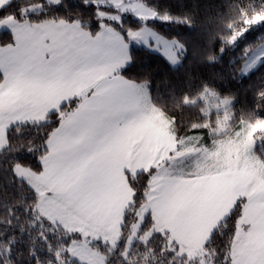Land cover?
<instances>
[{
	"label": "crops",
	"instance_id": "obj_1",
	"mask_svg": "<svg viewBox=\"0 0 264 264\" xmlns=\"http://www.w3.org/2000/svg\"><path fill=\"white\" fill-rule=\"evenodd\" d=\"M9 2L0 0V8ZM3 30L14 42L0 47V149L12 125L44 121L51 110L80 98L50 134L35 176L40 215L45 217L40 207L48 206V197L77 224L116 237L131 198L126 174L154 169L143 214L152 215L156 229L167 230L195 255L244 197L230 258L233 264H264V175L242 166L228 169L220 157L211 166L182 163L179 169L185 150L200 157L225 136L211 139L213 128L203 124L176 137L145 86L117 74L130 62V42L110 27L91 36L77 23L62 21L6 18L0 21Z\"/></svg>",
	"mask_w": 264,
	"mask_h": 264
},
{
	"label": "trees",
	"instance_id": "obj_2",
	"mask_svg": "<svg viewBox=\"0 0 264 264\" xmlns=\"http://www.w3.org/2000/svg\"><path fill=\"white\" fill-rule=\"evenodd\" d=\"M137 1L157 18L143 23L125 14L119 22L109 20L98 11L111 13L113 9L97 7L93 0H10L0 8V21L77 23L91 36L110 27L127 43L128 31L147 25L162 37L177 40L184 48L177 66L168 64L158 53L129 44L130 62L117 72L132 84L145 86L151 104L171 121L176 137L203 124L216 127L223 112L203 114L204 103L199 97L205 89L232 100L228 107L230 128L264 119V59L248 75L239 74L249 51L264 41V22L247 23L264 13V0ZM13 42L10 31L0 32V47ZM79 102L75 97L58 110H51L46 120L17 123L6 132V145L0 149V264H81L66 250L81 235L40 215L36 210L37 193L13 171L15 166H22L35 175L41 172L50 134ZM227 133L229 130L217 137ZM254 140L252 153L264 164V133L254 135ZM153 173L154 169H148L126 174L131 198L122 214L115 245L110 248L98 240V244L89 246L106 256L105 264H233L230 247L243 198L217 224L195 256H189L167 230L153 232L142 240L153 226L149 212L143 214L142 224L129 244L136 215L144 210Z\"/></svg>",
	"mask_w": 264,
	"mask_h": 264
},
{
	"label": "rangeland",
	"instance_id": "obj_3",
	"mask_svg": "<svg viewBox=\"0 0 264 264\" xmlns=\"http://www.w3.org/2000/svg\"><path fill=\"white\" fill-rule=\"evenodd\" d=\"M93 3L97 7H111L113 9L111 13L98 11L99 15L117 22H119L125 14L130 15L134 19L143 23L157 18L152 10L137 0H93ZM263 22L264 13L256 15L251 20L247 21V23L253 25H259ZM127 34L129 36L130 44L133 46H142L150 51L158 53L173 67L180 63L184 48L177 40L166 39L147 25H143L134 31H128ZM263 59L264 41L254 47L246 55L240 69V76L248 75ZM199 99L204 103L203 114L205 116H208L214 111L223 112V115L219 117L216 122V127L212 129V135H223L227 130H229V133H227L224 139L217 141L210 149L202 152L200 157H193L194 151L185 150L186 154L181 155L182 157H180V160L177 163L178 168L182 169V163L185 164L184 168L191 165L193 169L197 167H206V163H209L211 166L213 160H217L218 157H220V164L228 169L242 166V168H249L256 173L264 175V164L260 161L257 162V159L252 153V148L255 143L254 135L264 133V119L249 124L241 123L240 126L235 129L230 128L229 122L231 115L228 108L232 103L230 98H222L214 91L205 89ZM178 151L179 153L182 152L181 149ZM206 156L210 158L208 161L206 160ZM13 171L16 177L23 180L37 193V195H39L35 187V174H33L28 168L22 166H15ZM45 198V203L48 206L46 208L40 207L41 213H43V215L53 224L59 225L68 232H75L81 235L79 240L71 242L67 247L66 250L69 257L81 264H105L106 256L91 248L89 243L96 245L98 244V240H100L103 244H107L112 248L116 243L115 237L106 238L96 230L88 229L86 226L77 224L76 222L79 220L72 217L71 212L61 210L59 207L55 206L52 199H49L48 197ZM240 198H243L245 203V198ZM39 200L40 202L42 201V195H39ZM143 212L144 211L140 209L136 215V220L133 224V233L129 237V244L135 239L133 234H135L142 224ZM156 227L152 226V228L142 237V240H146L153 232L160 231L156 229Z\"/></svg>",
	"mask_w": 264,
	"mask_h": 264
}]
</instances>
